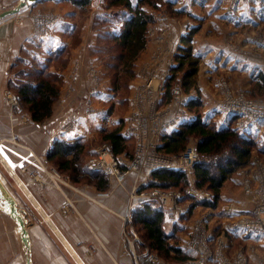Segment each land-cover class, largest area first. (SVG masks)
Masks as SVG:
<instances>
[{"label":"crops","instance_id":"0c3cea01","mask_svg":"<svg viewBox=\"0 0 264 264\" xmlns=\"http://www.w3.org/2000/svg\"><path fill=\"white\" fill-rule=\"evenodd\" d=\"M19 1L0 0V13L16 6ZM132 1L136 4L138 0ZM168 1L174 9L183 10L185 15L179 21L156 24L157 38L162 35L163 41L157 39V42L152 36L144 50L152 53L156 48L153 53L158 52L159 55V62L149 60L142 66L141 71L146 77L155 68L160 70V79L165 80L171 67L176 64L174 59L183 46L182 37L190 29L201 26V31L195 37V51L200 49L205 54L202 69L207 76H225L235 91L248 90L250 80L259 81L254 76L259 72L254 67L255 45L252 42L259 40V37L260 42L264 41V1L242 0L237 7V19L228 14L230 0ZM88 11L89 14L82 16L80 7L71 0H42L0 21V123L7 124L0 128V132L4 133L5 138L8 137V150H15V145L10 143V139L14 138L23 144V148L28 146L32 152L47 156L58 138L81 137L87 130L90 133L118 123L110 115L111 122L104 124L101 119L104 117L96 113L100 109L99 103L105 102L109 96L106 94V80L95 78L94 70L100 71L108 65L98 56L101 48L99 38L106 36V33L114 34L121 25L111 23L110 28L103 29L97 22L104 19L113 22L128 14V11L124 6L109 7L108 0H91ZM47 17H53L56 21L44 28L40 19ZM243 40L246 43L240 47ZM56 50L62 52V58L67 63L64 67L57 68L54 62L50 66L51 71L58 72L64 78L50 119L42 124L34 123L29 112L28 118L23 114L12 116L8 109H2L5 106L3 93L11 79H16V71L19 68L30 70L46 66ZM240 73L249 80L242 81ZM92 111L96 112L90 115ZM143 115L138 114L140 119L145 117ZM70 117L81 119L80 126L84 128H67L68 131L63 133L52 127L55 121L64 123L65 118ZM178 125L177 120H172L167 128L174 131ZM16 154L24 158L28 152L23 149ZM19 159L14 158L15 161ZM15 164L12 165L15 167ZM36 169L30 172V177L25 172L22 177L29 186V190L24 187L27 195L33 199L42 215L39 224L30 227L26 222L33 264H135L134 255L128 252L123 237L122 217L129 208V187L142 176L130 172L124 179L116 180L119 184L116 182L108 191L102 192L89 183L80 185L72 180L57 187L50 183L51 178L47 177L42 167L37 165ZM23 180L20 185H24ZM68 199L72 207L66 211L63 204ZM15 222L12 215L4 210L0 199V264H27ZM164 227L170 236L173 226L165 221Z\"/></svg>","mask_w":264,"mask_h":264},{"label":"rangeland","instance_id":"374dc122","mask_svg":"<svg viewBox=\"0 0 264 264\" xmlns=\"http://www.w3.org/2000/svg\"><path fill=\"white\" fill-rule=\"evenodd\" d=\"M159 2L161 5H160V11L157 12V22L155 20V22L150 25L151 27L148 33V41L151 40L152 36H154V39L157 42L158 40L163 41L162 35H160V37L157 38V33L155 31L157 30V25H156L157 23L167 24L171 20H178L177 18L172 17V15L165 9L163 2L161 1ZM145 8L148 9L149 11L155 12L156 15V10L151 9L149 6H145ZM81 12H83V14L81 15L84 16L85 14H89L88 12L90 11H88V7H86L83 11L81 10ZM80 22H81L80 25H82V21ZM114 24L116 25L118 23L115 22ZM122 29H123V25H121L120 31ZM197 29L198 31L195 33L194 37L192 38L193 54L199 60V64L197 68L198 72L197 75L195 76L194 85L188 88L183 84L184 83L183 77L185 72L187 71L186 70L187 66H185L184 69L179 71L175 76L176 78L173 82L174 86L172 89L173 93L170 95L169 94L165 95V90L166 92H168V90L165 89L167 88L165 85V80L160 79V70H156L154 68V71L148 72L149 75H147V77L141 71L142 66L149 60H153V62L155 61L154 63L159 62L158 52L153 53L156 48L153 49L152 53H149L148 51L144 52V50L146 49L145 48L139 54V58L135 62V66L133 67V74L126 70L118 71V70L110 69V66L108 65H106L105 68H103L102 70L100 69V71L94 70V72H96L95 78L97 79L101 78L102 80L103 79L106 80L107 82L106 87L108 88V90H106V94H108L109 99H106L105 102L101 101L102 103L101 102L99 103L100 109L97 112L92 111L90 115L94 114L95 112L97 114L102 115L104 118L101 119H103L104 124L111 122L110 115H112L114 118L117 119L118 123L117 124L115 123L111 127L110 126L101 127L100 130L97 129L96 131L94 132L91 131L90 133H87L88 132L87 130L85 134L81 135V137L79 136L71 137V138L66 137L64 139L58 138V140H62L65 142L67 141L70 143L73 142L80 144L82 143L83 147L85 148V156L82 157L83 158L82 160L83 163H86V160L90 156L96 153V149H97L96 147L99 146L100 144L106 143V141L104 140V136L113 129H118L127 138L126 145L128 148L126 150L127 153H124V155L126 157L128 156V158H132L138 147V135L139 136L143 135L147 137L148 141H153L157 139V138L155 139L154 133L152 132V130L155 129V124L157 123V119H158V117L156 116L157 112H160L159 120H164L166 124L170 123V121L172 120L175 121L183 117L180 120H177L179 122L178 126H180L181 124L186 123V121L191 122L197 119L198 117H202L206 123L212 124L215 127V129H221L223 125L228 124L229 128H233L236 131H238L236 128L233 127V121L229 122L228 120L221 118V116L217 113L216 106L218 103H220L221 100L220 98L222 95L221 94L222 86L220 82L222 81V79H225L226 81L228 80L225 78V76H221L219 74H217L216 76L214 75V77H210L205 74L206 72L204 73V69L202 68L204 63L203 58H205L204 56L205 54L201 53L200 49H197L198 51H195L196 50L195 37L201 31V26L198 27ZM187 33L185 35H187ZM103 42L105 44V48L99 49L98 56L101 59L105 60L104 64H106V62L109 61V56L110 55L112 56V53L111 54L109 53V56L106 53L107 52L106 49L108 48L106 46L111 44L109 41H108L109 43L105 41ZM245 43H246L245 40L241 41L240 47L243 46V44L245 45ZM185 44L186 43H184V46ZM252 44L255 45V46L253 45L254 46L253 61L255 62L254 67L256 69V72H259L258 75H254V76L258 78L259 81L255 82L254 80H250L251 85L250 87H248V90L245 91L242 90V91L246 92L247 94H249V96L253 98L260 99V98H264V52H262L264 51L262 49V44H264V41L260 42V37H259V40L257 39L256 41L254 40ZM115 52L116 49L113 51V54ZM116 54L117 52L114 54V56ZM140 59H142V62ZM175 61H176V57L174 59V62ZM240 75L242 74L240 73ZM63 79L64 78L62 77V82ZM245 79L249 80V77H244L242 75L241 80L245 81ZM150 80H152V84H151L152 89L148 90L147 94H144L146 90L145 85ZM177 90H179L178 94L176 93ZM3 97H4L5 106L2 109L4 110L8 109V111L12 113V116L17 114L19 115L23 114L24 116H27L28 114V110L26 109L27 106L24 104H20V106L18 105V101L15 96V91L9 87V83L6 88V91L3 93ZM11 97L15 98L14 103L11 101ZM190 102H192V105ZM135 113L137 114L134 115ZM138 114L139 115L144 114L143 116L145 117H141L140 119ZM65 119L66 120L64 123H61V120L55 121L54 122L55 125H52V127L55 126L56 130H60L63 133L64 132L66 133L67 128L69 129L72 128V130L73 129L77 130L78 128L79 130H81V128H84L80 126L81 119L79 120L72 117ZM2 126L6 127L7 126L6 122L0 123V128H2ZM164 130L165 131L160 138V142H162V138L165 134H170L171 132H173V130L170 131L168 130V128ZM59 134L62 133L60 132ZM3 135L4 133L0 132V151L2 152V154H0V180L3 182L4 186L8 188L10 193L14 195L19 210L24 215L26 222H28L30 227H32V224L40 223V221L42 220V215L36 209V205L33 202V199L29 197V195H27L26 190H29V186L26 184L25 180L22 179L24 172L27 173L28 177H30V172L34 171L37 165H39L40 167H42V170L44 173H46L47 177L51 178L50 180L51 183L52 177L54 175V171L57 170L58 172H60V170L57 168L56 164L48 161V157H47L48 155L40 156L39 154L32 152L31 148L28 146L27 148H23L21 146L23 144L14 138L10 139L11 140L10 143H13L15 145V150H8L6 148L7 147L6 144L9 143L8 137L5 138V136ZM252 141L254 143V147L252 150L251 161L249 163L250 165H252V163L254 162L255 157L261 158L264 161V145L262 146V142L260 141L259 138L252 139ZM196 143L197 140L192 138L187 143V145H197ZM23 149L26 150L28 154L24 156V158L23 155L18 157L16 153L20 152ZM14 158L16 159L20 158V159L18 161H15ZM217 158L218 156L207 157L205 158V161L207 163H214L217 161ZM8 161L10 165L16 163L15 167L13 165L12 166L18 179L16 178V176H14L15 174L12 173L11 167L7 165ZM11 161H13V163ZM20 162L22 164L18 165V163ZM22 166H25L27 169L23 170L24 168H22ZM241 169L242 168L236 170L234 174L224 183L223 187L221 188L222 191L216 203L217 204L216 207H213L210 204L213 201L210 202L207 201L206 199H201L202 197H200V191L205 189L197 188L196 175H194V171L187 174L188 175L187 186H185L183 189H175L178 190L182 196L180 200V205L183 206L184 213L182 214L179 221L174 223V225H172L173 226L172 231L169 232L170 236L168 234L167 235L170 238L169 239L170 245L173 247L180 248L183 251V255L188 257L187 260L198 258L197 252H195L194 250L192 251L187 249V243L190 242V238L191 236H193L191 235V232L196 222L200 218L205 216L204 214H208L206 219L208 220L209 223L207 224L206 229H207V233L211 235L212 239L216 242V239H218L222 235H224L229 239L230 250L227 254L230 257H232L233 254L241 246L247 248L242 239L240 238L234 239L228 234L227 225H229L232 217L228 218L222 213V209L224 205L233 202H236L239 206H241V209L237 210L236 214L245 213L244 209L249 207L247 203V198L245 197L242 188V175L240 173ZM60 173L62 176H65L64 174H62V172ZM131 173H134L135 176L137 173L139 176H142V178L137 179V181L134 184H132L131 187H129L128 192L130 194H129L128 206L132 205V199H131L132 195L135 192L137 194L138 192H141V190H143V188L146 185H148V182L151 181L150 176L147 175L145 170H142L141 172H131ZM39 175L41 176V174ZM22 180L24 182L23 183L24 185H20L22 184L21 183ZM116 182H117L116 180L110 182L111 187ZM116 184L119 183L117 182ZM24 187L26 188V190ZM143 201L144 200H139L138 203L139 204L143 203ZM134 229L136 230L135 227ZM137 235L138 237H140L143 243V246L141 247L135 246L134 248V251L137 253V255L141 256V258L139 259V264H151L149 262H144L145 258L142 257L143 254L147 252V250L150 251L149 247L146 245L147 242L145 238H142V236L139 235L138 232ZM128 252H130V250H128ZM159 259L160 262L158 264H182L184 262V261H176V260L175 262H173L167 260L165 257L161 255H159Z\"/></svg>","mask_w":264,"mask_h":264},{"label":"trees","instance_id":"16d2710c","mask_svg":"<svg viewBox=\"0 0 264 264\" xmlns=\"http://www.w3.org/2000/svg\"><path fill=\"white\" fill-rule=\"evenodd\" d=\"M163 2L165 9L177 19H182L185 13L174 9L173 4L168 0H138L136 4L132 0H108V6H124L128 14L122 18L98 21L106 29L111 23L117 22L123 25V29L114 34L103 35L100 42H107L106 53H112L107 62L110 69L126 70L133 74V67L139 54L147 47L148 33L150 25L156 20L157 12L160 11V2ZM83 11L90 4L91 0H71ZM149 6L155 12L145 8ZM96 25V23H95ZM121 28V27H120ZM198 31L197 28L189 30L184 35L183 46L176 54V64L171 67L169 76L165 79L168 90L165 95L172 94L173 82L177 73L187 66L184 74V85L188 88L194 85L195 76L198 72L199 60L193 54L192 38ZM109 41V42H108ZM184 43L185 46H184ZM100 49L105 48V44L100 43ZM117 54L114 56L113 51ZM182 52V53H180ZM62 52L56 50L50 57L48 64L41 68L24 69L16 71V79H11L9 87L15 91L18 105H26V109L31 114V119L35 123H43L50 119L54 112L55 102L61 94L62 76L58 72L51 71L50 66L54 64L58 67L66 65L67 60L62 58ZM187 89V88H186ZM193 102V101H192ZM192 102L191 105H192ZM232 121V120H231ZM230 121V122H231ZM197 140V148L201 161L194 166L196 175V186L199 189L210 190L214 195V201L210 203L217 206L224 183L240 168L247 166L251 161L254 143L249 135L240 134L228 124L221 129H215L212 124L206 123L202 117L193 121H186L177 130L170 134H165L162 138L160 150L168 155L179 154L186 150L187 143L192 139ZM126 137L118 129H113L104 136L116 154L127 153ZM85 148L81 143H70L57 140L51 147L48 154V161L57 165V168L68 176L73 182L82 185L89 183L97 190L105 192L111 188L109 178L100 171L93 172L86 168L83 163ZM217 157L214 163H207L205 158ZM81 176V177H80ZM150 182L143 189L161 188L164 190L183 189L188 184V175L174 169H157L150 173ZM143 191V190H141ZM134 227L142 238H145L150 251L161 255L167 260L186 261L187 256L183 255L180 248L173 247L169 243V236L165 231V211L159 202H149L137 207L133 211Z\"/></svg>","mask_w":264,"mask_h":264},{"label":"built area","instance_id":"2783aa9c","mask_svg":"<svg viewBox=\"0 0 264 264\" xmlns=\"http://www.w3.org/2000/svg\"><path fill=\"white\" fill-rule=\"evenodd\" d=\"M242 0H230L227 6L228 14L237 19V7ZM257 1V0H256ZM263 2L264 0H258ZM44 28L50 27L56 21L53 17L40 19ZM152 80L145 86L144 94L152 89ZM222 86V95L220 103L217 106V113L221 118L233 121V127L241 134H247L251 139L259 138L264 145V98H253L246 92L235 91L225 79L220 82ZM143 93V92H142ZM179 93V90L176 92ZM14 103L15 98L11 97ZM160 112L155 129L152 130L156 140L148 141L147 137L138 135V147L132 158L124 154H116L108 143L97 146L96 153L86 160V168L93 172H103L112 182V180H122L130 172H141L145 170L149 176L152 171L157 169H174L187 175L194 171V166L201 161L197 145H188L186 150L179 154L168 155L160 150V138L164 134V129L168 124L160 119ZM185 117V116H184ZM183 118V117H181ZM181 118L177 119L180 120ZM140 133V132H139ZM129 135V134H126ZM40 167V166H39ZM24 170L27 169L25 166ZM242 175V188L247 198L248 208L244 209L245 213L236 214L241 209L236 202L224 205L222 213L231 218L227 225L228 234L232 238H240L247 248L241 246L232 257L229 252V239L224 235L212 239L207 233V224L209 223L204 214L200 218L192 232L190 242L187 243L188 250L197 252L196 259L184 261L182 264H264V161L255 157L252 165L247 164L240 171ZM81 177V176H80ZM69 177H64L57 170L54 171L52 184L60 187ZM136 191V190H135ZM134 191V192H135ZM104 195L107 193H99ZM201 199L214 201V195L209 190L200 191ZM182 196L178 190H164L161 188L143 189L132 195V205L128 206V212L122 217L124 222L123 237L127 244L128 250L133 253L136 264H139L141 256L134 251L135 246H143L142 240L138 237L134 229L133 211L139 206L149 202H159L165 211V221L170 226L178 222L183 212V206L180 205ZM144 200L143 203H138ZM72 207L68 199L64 202L63 208L68 211ZM215 242V243H214ZM215 245V246H214ZM144 262L158 264L159 256L151 251L143 254Z\"/></svg>","mask_w":264,"mask_h":264},{"label":"water","instance_id":"95a60500","mask_svg":"<svg viewBox=\"0 0 264 264\" xmlns=\"http://www.w3.org/2000/svg\"><path fill=\"white\" fill-rule=\"evenodd\" d=\"M40 1L42 0H21L17 3L16 6L10 9L3 10L0 13V21H2V19H5L9 16L16 15L23 8L28 7L32 5L33 3L40 2ZM0 199L3 203L4 210L9 212L12 215V217L16 221V224L18 225V230L20 232V238L23 242L25 255L27 258V264H33L32 257L30 255L31 240L29 239V231L26 225L24 215L21 213V211L18 208L16 198L14 197V195L10 193L8 188L4 186L1 180H0Z\"/></svg>","mask_w":264,"mask_h":264},{"label":"bare ground","instance_id":"6f19581e","mask_svg":"<svg viewBox=\"0 0 264 264\" xmlns=\"http://www.w3.org/2000/svg\"><path fill=\"white\" fill-rule=\"evenodd\" d=\"M0 154H2L1 151H0ZM2 157H3V155H2ZM6 159H7V158H6ZM6 159H5V161H6ZM7 165H9V166L11 167V171H12V173L15 174L14 169H13V166L10 165L9 161L7 162ZM14 176H16V174H15ZM17 179H18V178H17Z\"/></svg>","mask_w":264,"mask_h":264}]
</instances>
